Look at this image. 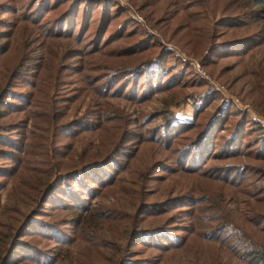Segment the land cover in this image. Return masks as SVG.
<instances>
[{
    "label": "rangeland",
    "instance_id": "obj_1",
    "mask_svg": "<svg viewBox=\"0 0 264 264\" xmlns=\"http://www.w3.org/2000/svg\"><path fill=\"white\" fill-rule=\"evenodd\" d=\"M27 1L0 0V84L11 80L0 105V148L10 149L0 153L1 219L48 222L62 239L27 228L25 239L46 256L22 264H261L249 253L264 250V172L248 153L264 148V12L226 28L218 19L247 0H116L124 14L108 12L103 37L125 15L140 29L92 46L87 32L101 6L91 7L92 23L77 36L76 27L60 32L44 22L65 0L32 20L20 14ZM187 20L203 43L172 33ZM246 33L256 41L240 50L236 41ZM143 39L134 55L116 58ZM155 55L148 89L139 74L128 81H135L131 91L123 81L114 85L118 73L131 76L132 64ZM160 77L167 84L158 85ZM238 125V141L222 144L216 158L220 135L233 137ZM93 157L103 163L90 175L58 179ZM53 181L59 188L51 195L68 192L72 206L54 208L56 199L35 208ZM138 231L148 236L131 237ZM160 237L168 246L158 245Z\"/></svg>",
    "mask_w": 264,
    "mask_h": 264
},
{
    "label": "trees",
    "instance_id": "obj_2",
    "mask_svg": "<svg viewBox=\"0 0 264 264\" xmlns=\"http://www.w3.org/2000/svg\"><path fill=\"white\" fill-rule=\"evenodd\" d=\"M58 0H32L27 1V3H25V5H27L24 9V6L22 7V11H21V15L25 16L29 18V20H32L33 17H30V14H35V16L37 14H40L42 11L43 7H46V12L54 10L56 8V6H51L52 4L56 3ZM146 4V6L150 5L153 6L154 1L155 0H144ZM65 5L63 7H61V9H59L58 12L53 13L52 17L49 19H45L44 22H47V26L49 28L55 27L56 30H59L60 32L63 30L69 31L71 28L76 27V34L78 36V34H80V31L86 27V30L88 28V26L92 23L91 21V7L92 6H101V9L99 11V14L97 15V17L94 18V20L96 21V24H94L92 27H90V29L88 30L87 34L89 36H91L92 32V38L88 39L91 40V45H95L98 43V41L101 43L103 41L109 40V41H114L116 39H120L123 38L124 35H126L127 38H129L128 36H131L132 34H134V32L129 33L128 31L131 30L132 28H139L136 27L137 23L136 22H131L132 24L129 25L127 24V21L130 20L125 16L122 17V20L120 21V25L117 28H114L110 31L107 32V34L105 35V37H103V35L105 34V26L106 23H104L105 21V17L108 15V12H115L116 10L120 9V6L118 5V3L116 2V0H65ZM106 5H109L111 8L107 9ZM259 6V7H256ZM259 10L261 12H264V0H247V3L244 4H239L236 5L234 4L232 7V10L229 14V16H225V17H221L219 20L220 26H224V27H232L231 25H235L236 22H242L243 24L246 21L249 20H254L259 16ZM121 14H124V12L120 9ZM164 13H168V10L164 11ZM77 15H78V19H77ZM190 15V13H186L185 17L187 18V16ZM38 16V15H37ZM68 19L67 22V27L64 28V25L61 24V22H63L62 20L64 19ZM261 18V17H260ZM76 20V21H75ZM131 21V20H130ZM195 21V20H194ZM230 21H233L234 23H231ZM40 21L38 20V24L42 25L41 23H39ZM61 26H58L60 25ZM125 25V27H123L122 25ZM224 24V25H222ZM131 26V27H130ZM140 29V28H139ZM137 29V30H139ZM199 27H196L195 25H192L191 23L189 24V21H183V22H178L174 28L172 29V33L176 34V33H182V36H188L189 38L187 39L186 42H188L191 39V36L196 35L197 37H199V39L201 40V42L203 43V33L199 32ZM142 30V29H141ZM136 32V31H135ZM144 34H146L145 32H143ZM103 37V39H102ZM210 37V36H209ZM82 39V37H80V40ZM149 40H153V37H149ZM264 40V39H262ZM238 41V42H237ZM236 41L237 47L240 48V50H243L244 47L249 45L254 44V42L256 41L255 37L253 34L251 33H246L243 34L241 38H238ZM144 44V39L141 41H132L130 43H128L127 45H124L123 47H120L118 49L119 54H115L116 58H120L121 56H130V55H134L136 53L137 50H135V48H137L140 45ZM240 44V45H239ZM164 52V51H162ZM161 54V52L159 53ZM169 57H172V55H170ZM161 56L160 55H155V57L149 58V59H144L143 61H139V63L132 64V68L134 71L133 74L131 76H125L126 74L124 73L122 75V73H118L120 74L119 79L115 80V86H117L120 82H125V84H127L129 91L132 90V88H135V81L128 82L131 78L135 77L137 74H139V78H142V82L144 84V87L146 86V89L149 88V77L146 76V72L149 71L150 67L149 65L151 63H157L160 62ZM153 61V62H152ZM116 62H120V61H116ZM115 75V76H119V75ZM114 76V77H115ZM121 79V80H120ZM158 79V78H156ZM166 81H168L167 77H164V79H162V77L159 78V84L162 83H166ZM11 80L10 78L6 79V82H4L3 84H0V105H2L5 101V99L8 97V95H11V91H10V83ZM152 84V83H151ZM167 84V83H166ZM114 86V87H115ZM122 84L119 86L121 87ZM135 86V87H133ZM143 86H139L138 90H142ZM137 90V89H136ZM126 92V91H125ZM2 110V109H1ZM0 110V113H1ZM222 117V114L220 115V118ZM221 120L219 119V122H217V125H219L221 122ZM216 122V121H215ZM248 122L246 125L243 126V128L246 126H248L246 129L249 130L252 125L249 124V121H245V123ZM240 125L237 126L236 131L233 134V137H229L228 139L224 140V135H220L219 139L220 141L217 143V145L214 146V151L217 150L216 153V158L220 159L221 156V152L224 151V149H222V144H228L230 143V141H238L236 140L237 134L236 132H238L239 130H242V127H239ZM253 128V127H252ZM255 128V127H254ZM203 131V130H202ZM257 131V129L255 130ZM199 133V134H198ZM198 136L196 138V141H200L202 136L205 134L203 132L198 131L197 132ZM2 137L0 136V139ZM200 143V142H199ZM198 143V144H199ZM256 143V142H255ZM0 146H6L0 143ZM236 148V146L234 147ZM260 149H262V151H260ZM10 149H3L0 148V153H9ZM250 156L253 157L254 160L260 162V164L255 165L254 168H259L261 170V172H264V165H262L261 163H264V148H260V146L258 145L257 148L248 153ZM218 156V157H217ZM89 162L84 165V166H80L78 167L79 169H72V171L68 172L65 171V174L63 175H59L58 179H62V177H69L71 178L72 176H75L74 174H78L80 173L81 176H88L91 174L90 170H92L93 168H98V166L100 164L103 163V161H100V159L98 157H93L92 159L88 160ZM262 161V162H261ZM189 167L187 168L186 166H184L183 169H190L191 164H193V161H191L189 163ZM102 168H107V165H103ZM110 168V167H108ZM59 179V180H60ZM59 184L56 181L47 183L42 189H41V193L38 195V200H36V206L35 208H41V206L46 207L49 204H52L54 201H56V199L58 200V202H60L58 205H56L54 208H61V206L64 207H68V206H72V203L66 201L65 198H70V195H68L67 193H63V195H58L56 198L51 195V192L53 190H57V188H59ZM35 189V188H34ZM40 190V189H39ZM36 192H38L36 190ZM59 198V199H58ZM75 198V197H73ZM53 200V201H52ZM52 201V202H51ZM40 202H43V204H40ZM47 203V204H46ZM74 205V202H73ZM42 207V208H43ZM10 210H12V212L16 213L17 215H22V213L19 212L18 209L16 208H12L10 207ZM37 210V209H36ZM1 217H3L2 212L0 211V264H22L24 261L23 259H25V257L27 256L28 259H30L31 261H35V262H43V257L46 256L45 252H43V250H38L37 247L35 245H33L31 243V241H29L28 239H25V232L27 231V228H30V230H34L35 228H37L39 230L40 233L42 234H46L48 236H50L51 238H54L55 241H58L60 238L62 239V232H60V229L58 230V228L54 227L53 225H48L46 223L47 226L42 225L41 223L33 220L30 217H26L25 220H21L20 221V217L17 216H13V215H8V223L5 222V220L1 219ZM262 219H264V215L259 216ZM261 219V220H262ZM262 222V221H261ZM50 224V223H49ZM50 228L56 229L57 232H55L54 234H51L50 232ZM13 232V233H12ZM148 231L145 232H134L135 234H131V237H133V235H135V238H137V236H140V233H144V235L147 234ZM173 236V235H171ZM141 237L140 236V241H141ZM158 239V245L160 247L164 246V244H169L168 239L165 237H160L157 238ZM168 246V245H167ZM250 257L252 258V260H258L261 264H264V250L261 249H254L250 251ZM39 256H41V258H39ZM137 261H139L138 259H129L127 261H125L126 264H137Z\"/></svg>",
    "mask_w": 264,
    "mask_h": 264
}]
</instances>
